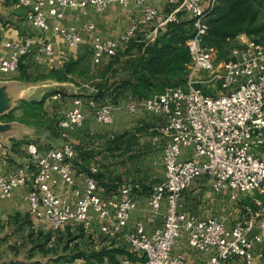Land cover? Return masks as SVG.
Wrapping results in <instances>:
<instances>
[{
    "label": "built area",
    "instance_id": "2783aa9c",
    "mask_svg": "<svg viewBox=\"0 0 264 264\" xmlns=\"http://www.w3.org/2000/svg\"><path fill=\"white\" fill-rule=\"evenodd\" d=\"M260 1L264 4V0ZM113 3L124 8L130 3L141 7L140 15L118 39L102 38L95 33L93 24L74 28L61 23L66 9L91 8L102 13ZM167 3L170 11L161 13L147 5L146 0H16L35 29L44 34L52 31L68 48L78 46L84 37L91 36L95 64L114 57L120 44L129 42L141 27L155 25L157 32L164 33L169 23L178 22L179 14L193 20L195 32L186 41L191 60L185 66L184 84L167 86L142 102L147 112L161 114L167 120L170 139L161 160L164 178L149 196L151 212L153 216L162 214L163 226L147 235L143 224L137 223L129 237V246L138 262L125 257L116 264H185V254L174 252L183 237L190 249L207 256L202 264H226L236 258L242 264L264 262V42L249 41L234 48L229 59L217 61V50L202 43L207 31L206 17L217 0H167ZM50 20L56 23L51 24ZM5 46L12 52L8 58L0 59V72L4 74L17 71L21 59L34 50L48 57L54 54L51 42L45 37L37 43L26 39L8 42ZM201 72L212 76L203 81L198 76ZM212 81L220 83L221 89L216 95H208L198 86ZM83 103L82 99H75L73 108L59 120L58 128L64 140L60 147L48 150L44 156L30 151L36 168L33 176L20 169L6 177L0 167V199H9L16 188L28 185L25 199L29 213L45 220L53 230L69 224L86 230L98 216L111 220V227L103 226L101 230L115 236L123 231L136 209L131 185L103 199L98 195L95 178L79 173L84 189L76 191L79 198L74 205L52 189L57 184L55 176L68 186L75 185L71 164L75 149L67 138L70 130L84 123ZM87 106L97 123L113 122V106L98 105L93 99L87 101ZM128 108L133 111L135 105ZM185 149L192 150L189 159L182 157ZM90 171L97 172L95 168ZM201 178L210 181L214 194L228 193L235 215L233 220L219 216L200 219L180 211L179 198ZM237 192L248 194L249 201L240 199Z\"/></svg>",
    "mask_w": 264,
    "mask_h": 264
},
{
    "label": "crops",
    "instance_id": "0c3cea01",
    "mask_svg": "<svg viewBox=\"0 0 264 264\" xmlns=\"http://www.w3.org/2000/svg\"><path fill=\"white\" fill-rule=\"evenodd\" d=\"M146 4L157 8L161 13H168L171 9L167 0H146ZM63 13L61 23L65 26L76 28L89 23L95 26V33L102 38L118 39L140 15L141 7L130 3L124 8L113 3L102 13H97L91 8L66 9ZM50 23L54 24L56 21L50 20ZM159 34L155 25H148L141 27L134 39L139 44H147L152 43ZM43 37L51 42L53 56L48 57L34 50L22 61L17 71L8 74L0 72V167L6 177L14 175L20 169L33 176L36 168L30 151L35 150L36 154L44 156L48 150L64 143L58 128L59 120L73 108L75 99L80 98L85 102L88 95L96 92L94 86H88L90 92L84 93L81 87H87V84L80 83L98 80L97 77L106 64L105 59L100 64L93 62L91 36L84 37L78 46L68 48L52 31L44 34L35 29L25 10L16 5V0L14 3L11 0H0V59L8 58L12 52V49L5 46L8 42L32 39L37 43ZM236 41L240 47L250 40L245 34H240ZM120 53L135 55L137 50L127 48V44H120L118 54ZM69 62L75 63L73 72L64 73V66ZM65 87H70L67 94L62 91ZM54 96L57 98H53ZM130 105H135L133 111L128 108ZM81 109L84 123L70 130L67 140L73 144L74 149L92 152L94 156L87 164L88 161L83 162L79 154L75 153L72 162L75 185L68 186L55 176L57 184L52 189L62 199L74 205L79 198L76 191L82 192L84 189L83 178L79 173L95 178L98 195L103 199L115 195L123 186H132L136 209L122 232L115 236L105 234L101 228L111 227L112 222L98 216L94 217L92 225L84 231L90 239L87 243L88 249L124 250L125 255H117V263L131 254L129 237L135 231L137 223L143 224L147 235L163 226L162 214L153 216L151 212L149 196L153 186L164 178L161 160L163 150L170 139L166 130L167 120L161 114L147 112L143 103L132 97L126 98L124 104L117 108L113 122L109 125L97 123L85 103ZM140 128L143 131L138 136L137 146L113 150V147L106 143L115 135L135 132ZM190 155V151L184 150L182 157L189 159ZM91 168H95L97 172L92 174ZM201 179L195 181L204 180L209 185L203 183L195 186L194 181L179 198L180 211L200 219L219 216L233 220L235 215L232 213L228 193L214 194L210 181ZM27 191L28 185L20 186L14 190L11 198L0 199V264H76L75 260L54 262L53 257L45 258L40 254L29 256L32 248L29 234L51 233L53 241L50 246L54 243L56 231L45 220H38L29 214L25 199ZM164 207L162 203L161 213ZM151 219H154L153 223ZM76 227L75 224H69L60 231L65 234L66 229L69 228L73 232ZM78 242L81 243L82 240ZM178 252L185 254V264H202L207 257L190 249L184 237L176 249V253ZM137 260L136 258V261L132 262L137 263ZM78 261L86 264L82 259ZM94 264L112 263L104 258L103 262ZM226 264H242V261L232 260Z\"/></svg>",
    "mask_w": 264,
    "mask_h": 264
},
{
    "label": "trees",
    "instance_id": "16d2710c",
    "mask_svg": "<svg viewBox=\"0 0 264 264\" xmlns=\"http://www.w3.org/2000/svg\"><path fill=\"white\" fill-rule=\"evenodd\" d=\"M178 18V22L169 23L165 32L160 33L152 43L139 44L135 41V36L127 42V48L137 50L135 55L117 52L114 57L105 58V67L94 84L96 92L88 95L84 103L87 105V101L93 99L98 105L113 106L116 111L126 98L132 97L143 102L154 94L161 93L167 86L183 85L186 80L185 66L191 60L186 41L194 35L195 30L193 20L186 15L179 14ZM205 24L207 31L202 37L203 45L217 50V61L227 60L233 48L239 47L236 41L238 35L245 34L250 41L258 44L264 41V4L260 0H217L206 17ZM27 57L21 59L19 67ZM74 66L75 63H67L63 72H73ZM141 129L115 135L106 143L113 150L137 146L138 136L143 131ZM75 153L79 154L83 162L88 161L87 164L94 156L92 152L77 148ZM84 231L79 225L73 232L66 229L65 234L58 230L55 232L54 243L50 246L53 241L51 233H31L28 235L29 243L32 244L29 256L40 254L45 258L53 257L54 262L82 259L86 264L100 263L107 258L110 263L115 264L117 255L126 254L122 249H88L90 239ZM79 240L82 242L79 243ZM128 258L136 261L137 257L128 254ZM236 259L242 261L240 258ZM236 259L233 260L237 261Z\"/></svg>",
    "mask_w": 264,
    "mask_h": 264
},
{
    "label": "rangeland",
    "instance_id": "374dc122",
    "mask_svg": "<svg viewBox=\"0 0 264 264\" xmlns=\"http://www.w3.org/2000/svg\"><path fill=\"white\" fill-rule=\"evenodd\" d=\"M12 1V3H14L15 2V0H11ZM237 48V47H236ZM234 49V48H233ZM231 57V53H230V55H229V58ZM198 76L199 77H201V79L203 80V81H207L212 75H209V74H207V73H199L198 74ZM98 80H87L86 82H82V83H80V84H87V87H81V90H83V92L84 93H88V92H90V87L91 86H94V84H95V82H97ZM91 82V83H90ZM80 84L78 85V86H80ZM88 86H89V88H88ZM199 86V88L204 92V93H206V94H208V95H216V94H218V92L220 91V83L219 82H216V81H212V82H210V83H203V84H200V85H198ZM62 91H64L65 93L64 94H67V92H69L70 91V87H65ZM91 94V93H90ZM80 96V95H79ZM185 150H188V151H192L191 149H185ZM200 180H202V179H200ZM207 184V185H209V183L207 182V181H195V186H197V184ZM193 185V186H194ZM236 195H238V197L240 198V199H242L243 201H249V199H248V197H250L248 194H240V193H236ZM177 249V248H176ZM176 249H174V252H176ZM261 263V261L260 262H258V264H260Z\"/></svg>",
    "mask_w": 264,
    "mask_h": 264
}]
</instances>
